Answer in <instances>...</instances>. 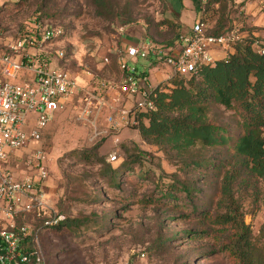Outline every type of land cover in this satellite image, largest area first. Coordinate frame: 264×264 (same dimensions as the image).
Returning a JSON list of instances; mask_svg holds the SVG:
<instances>
[{"label":"rangeland","instance_id":"obj_1","mask_svg":"<svg viewBox=\"0 0 264 264\" xmlns=\"http://www.w3.org/2000/svg\"><path fill=\"white\" fill-rule=\"evenodd\" d=\"M220 1L203 16L195 13L190 0H0V34L13 39L40 14L64 32L53 44L59 52L52 56L53 65L70 73L78 85H90L93 96L100 97L107 85L120 81V57L128 47L145 40L177 45L201 19L205 31L214 34L221 12L226 19L222 32L236 28L264 46V0ZM147 63L139 59L137 65ZM156 67L171 72L168 66ZM119 99L114 108H93L87 115L73 100L56 115L40 143L13 154L19 155L10 163L16 174L27 170V155H47V192L54 213L64 219L88 218L73 232L50 228L40 235L46 263L233 264L221 248L230 229L212 224L223 213L220 189L225 174L234 175L233 197L256 248L264 252V181L239 169L223 149L177 155L147 143L133 128L132 102ZM121 108L131 109L129 124L119 125L116 110ZM209 118L237 134L234 112L214 107ZM83 153H96L94 161L100 164L84 160ZM113 156L116 161H111ZM136 157L140 162L132 165ZM207 159L222 169L194 168L193 162ZM108 165L121 173L116 187L109 183ZM122 165L127 170L121 172ZM170 186L177 188L176 199L161 200V192ZM183 187L192 191L190 197ZM202 211L211 221L202 220Z\"/></svg>","mask_w":264,"mask_h":264},{"label":"built area","instance_id":"obj_2","mask_svg":"<svg viewBox=\"0 0 264 264\" xmlns=\"http://www.w3.org/2000/svg\"><path fill=\"white\" fill-rule=\"evenodd\" d=\"M63 36L62 29L40 14L15 38L4 39L0 34V264H47L40 235L64 220L54 213L48 196L47 155L41 151L27 155V170L16 174L10 167L19 158L15 152L40 143L56 115L75 99L87 115L94 109L114 108L124 97L133 104L132 123L137 125L136 114L155 110V87L145 70L138 68L139 59L168 66L173 76L189 79L199 69L215 64L216 49L228 54L244 39L236 28L220 36L209 35L199 20L175 47L151 40L139 42L120 57V81L106 84V91L94 97L90 85H78L70 73L53 65L52 56L59 55L53 44ZM116 111L119 125L129 124L131 109Z\"/></svg>","mask_w":264,"mask_h":264},{"label":"trees","instance_id":"obj_3","mask_svg":"<svg viewBox=\"0 0 264 264\" xmlns=\"http://www.w3.org/2000/svg\"><path fill=\"white\" fill-rule=\"evenodd\" d=\"M190 1L195 13L203 12V16L213 11V5H221L220 0ZM224 14L225 12H221L217 21V30L214 34L208 33L209 35L220 36L226 33L222 32L226 21ZM179 40L180 37L177 44ZM256 43H259L256 37L247 35L225 59L199 69L189 79L174 76L155 87V110L136 114L138 124L133 128L139 131L147 143L177 155H192L196 150L223 149L233 156L239 169L264 181V54L259 52ZM160 46L175 47L176 44ZM259 48L264 50L260 43ZM214 107L234 112L239 118L237 134L228 132L226 128L210 120L209 113ZM82 158L88 162L98 160L96 153H83ZM94 162L100 164L101 161ZM139 162L140 158L136 157L132 165H138ZM192 164L194 168L201 170L222 169V166L208 159ZM122 166L121 172L127 170L125 165ZM108 169L110 185L118 186L120 171L109 165ZM233 181L234 175H224L220 189L223 213L216 215L212 221L213 225L230 229V234L221 247L222 251L233 264H264V252L260 254L256 248L251 228L246 225L241 209L233 197ZM183 190L187 196L192 195L189 188L183 187ZM175 192L177 188L170 186L167 191L161 192V200L176 199ZM224 202H228L226 204L229 207L223 205ZM200 215L202 220L211 221V216L206 211H202ZM87 220L88 218H65L52 228L57 232H73L85 226ZM261 238L264 241V227Z\"/></svg>","mask_w":264,"mask_h":264},{"label":"crops","instance_id":"obj_4","mask_svg":"<svg viewBox=\"0 0 264 264\" xmlns=\"http://www.w3.org/2000/svg\"><path fill=\"white\" fill-rule=\"evenodd\" d=\"M229 53H233V51H230ZM214 56H215L216 60H223L227 57V54L220 49H216L214 51ZM138 68H139V66H138ZM139 69L145 70V72L148 74L150 84L153 87H157L160 84H162L163 82L168 81L174 77L172 75V72H169L165 68H163V70H160L158 67L153 66L150 63L143 65L142 68H139Z\"/></svg>","mask_w":264,"mask_h":264}]
</instances>
